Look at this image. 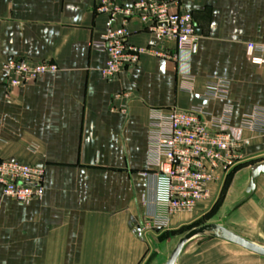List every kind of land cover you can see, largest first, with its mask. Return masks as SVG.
I'll return each mask as SVG.
<instances>
[{
    "label": "crops",
    "instance_id": "crops-1",
    "mask_svg": "<svg viewBox=\"0 0 264 264\" xmlns=\"http://www.w3.org/2000/svg\"><path fill=\"white\" fill-rule=\"evenodd\" d=\"M99 1L0 0V158L46 170L44 196L29 204L5 196L0 185V264H165L175 247L169 250L171 230L225 192L226 213L247 187L251 167L264 161V133L242 131L244 160L219 174L210 197L174 212L166 228L143 231L155 199L151 114L190 108L215 77L230 82V95L209 101L208 109L220 115L230 105L232 127L264 110V63L246 54L249 42L264 46V0H180L197 27L192 51L178 62L144 54L109 79L102 75L106 52L92 47L110 23L94 10ZM128 28L130 42L156 43L140 22ZM166 46L177 51L174 41ZM11 58L49 59L58 70L7 96L3 65ZM184 74L193 77L192 91L182 89ZM231 217L264 235V174ZM248 253L201 237L176 264H264V256Z\"/></svg>",
    "mask_w": 264,
    "mask_h": 264
},
{
    "label": "built area",
    "instance_id": "built-area-1",
    "mask_svg": "<svg viewBox=\"0 0 264 264\" xmlns=\"http://www.w3.org/2000/svg\"><path fill=\"white\" fill-rule=\"evenodd\" d=\"M94 10L109 17V26L92 47L106 52L102 70L105 78H114L139 64L144 54L178 62L182 53L192 51L198 40L192 12L182 8L180 0H100ZM140 22L156 43L139 46L129 41L128 24ZM177 43L172 52L166 43ZM264 46L249 42L246 54L254 64H263ZM58 64L49 59L11 58L3 65V83L7 96L12 90L34 83L56 72ZM183 90L192 91L193 77L183 75ZM128 96V93L122 94ZM230 82L221 77L210 79L199 101L190 108L174 107L168 112L154 111L150 119V163L154 170L155 199L150 219L142 225L162 229L174 212L193 209L210 197L219 174L227 175L244 160L248 141L244 130L264 133V110L244 116L238 128L232 127V108L213 114L207 103L227 99ZM120 95H117L118 97ZM46 170L43 165L0 158V185L5 196L20 203L40 200L45 193Z\"/></svg>",
    "mask_w": 264,
    "mask_h": 264
},
{
    "label": "water",
    "instance_id": "water-1",
    "mask_svg": "<svg viewBox=\"0 0 264 264\" xmlns=\"http://www.w3.org/2000/svg\"><path fill=\"white\" fill-rule=\"evenodd\" d=\"M264 174V161L258 162L251 167L250 181L245 188L242 196L231 206L226 208L225 216H228L233 209L241 205L251 197L256 189L257 179ZM217 238L238 245L254 254L264 256V246L257 243L245 235L229 228L223 223L210 222L197 226L189 230L178 240L177 244L170 253L165 264H176L186 245L196 238Z\"/></svg>",
    "mask_w": 264,
    "mask_h": 264
},
{
    "label": "rangeland",
    "instance_id": "rangeland-1",
    "mask_svg": "<svg viewBox=\"0 0 264 264\" xmlns=\"http://www.w3.org/2000/svg\"><path fill=\"white\" fill-rule=\"evenodd\" d=\"M226 192L225 194L221 193L219 196L215 197L207 204L203 205L200 211V215L195 217L194 219L182 224L178 229L171 230V234H168V237H172L170 240V248L171 250L175 244L177 243L178 239L182 237L185 233L191 230L194 227L203 225L205 223L210 222H218L223 223L226 226L235 229L237 231H244L242 232L244 235L251 237L252 239L264 243V235L263 234H255V231L249 227L244 226L242 227L241 224L237 221H232L231 211L228 213V216H225V210L223 209V205L225 202ZM251 229V230H250ZM250 257H258V255L248 253Z\"/></svg>",
    "mask_w": 264,
    "mask_h": 264
},
{
    "label": "trees",
    "instance_id": "trees-1",
    "mask_svg": "<svg viewBox=\"0 0 264 264\" xmlns=\"http://www.w3.org/2000/svg\"><path fill=\"white\" fill-rule=\"evenodd\" d=\"M237 167H238V166H237ZM237 167H235L233 170H235ZM233 170H232V171H233Z\"/></svg>",
    "mask_w": 264,
    "mask_h": 264
}]
</instances>
